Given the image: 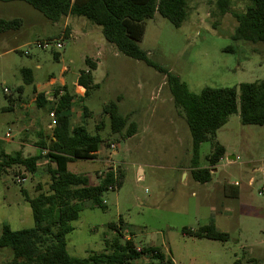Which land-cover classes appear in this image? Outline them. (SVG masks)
I'll list each match as a JSON object with an SVG mask.
<instances>
[{"label":"rangeland","instance_id":"rangeland-1","mask_svg":"<svg viewBox=\"0 0 264 264\" xmlns=\"http://www.w3.org/2000/svg\"><path fill=\"white\" fill-rule=\"evenodd\" d=\"M216 1L189 2L188 16L180 28L155 14L145 22L139 43L151 62L179 76L195 95L204 88H231L264 79V43L232 39L237 24L234 14L243 13L249 2L229 0V12L220 15ZM0 19L20 20L18 32L25 36L10 40L13 34H0V109L9 106L8 98L14 101L11 111L0 112V151L14 154L20 139L45 138L34 134L45 120L49 122L47 109L35 104L34 88L45 87L51 76L58 87L63 80L74 94L80 72L87 70L85 59L97 64L91 77L98 88L84 97L75 95L70 121L89 135L99 134L103 141L96 158L74 160L68 170L92 185L99 184V176L109 169L115 175L121 169L123 177L120 187L78 205L73 231L66 236L70 256L85 258L91 252H102L105 241L118 238L109 228L114 224L125 239L137 247L158 248L174 264H264V127L241 125L239 112L229 115L214 137L223 147L222 157L211 168L206 183L195 181L191 136L173 105L163 74L120 54L105 41L101 28L84 18H73L80 24L73 28L71 38H64L65 33L58 36L63 38L61 49L52 46L48 50L36 43L58 39L55 36L64 20L50 23L21 2H0ZM23 68L33 73L30 85L23 83ZM111 101L119 115L135 124L130 138L111 133L108 117L102 113ZM82 108L86 112L83 118ZM20 109L29 112L24 116ZM31 112L35 117H29ZM8 132L10 138L5 137ZM49 137L44 143L48 144ZM211 152L209 136L204 137L198 168L209 167L205 157ZM45 164L39 163L36 174L12 166L0 175V230L3 225L13 231L33 226L21 189L31 197L38 189H48ZM208 224L226 233L228 239L219 242L181 234L182 228L194 230ZM11 257L9 249H0V264Z\"/></svg>","mask_w":264,"mask_h":264},{"label":"trees","instance_id":"trees-1","mask_svg":"<svg viewBox=\"0 0 264 264\" xmlns=\"http://www.w3.org/2000/svg\"><path fill=\"white\" fill-rule=\"evenodd\" d=\"M12 1L26 3L50 23H57L66 16L84 18L99 26L105 41L120 54L142 61L163 74L173 105L191 136V176L195 181L206 183L211 168L222 157L223 147L214 142V137L229 115L239 112L241 125L264 127V79L231 88H204L195 95L187 90L179 76L151 62L140 48L147 20L158 14L174 28H180L188 16V4L193 0H0ZM244 1L249 2V5L243 13L234 14L237 24L232 39L264 43V0ZM216 7L218 13L224 15L229 12V0H217ZM20 25V20L0 19V33L16 30ZM67 34L65 32L64 38H67ZM85 64L87 70L80 72L77 78V85L84 88V96L90 89L98 88L92 83L91 77L96 64L88 58ZM21 75L25 85L33 83L30 69H21ZM52 98V103L47 102L41 93L35 99L38 109L46 108L47 113L53 111L57 117V125L52 130L48 144L40 142L35 145L41 154L23 158L19 152L8 155L0 151V175L12 166L35 174L39 162L44 160L50 180L48 189H38L33 197L21 189L31 209L34 223L31 228L13 231L8 225L1 227L0 249H9L12 254L6 264H174L156 247H137L131 239H125L114 224L109 228L118 238L105 241L102 252H91L85 258L72 257L66 252V236L73 231L71 223L78 218V205L99 197L112 187H120L123 176L121 169L118 168L117 175L109 169L99 176V184L92 185L68 170V164L74 160L94 159L103 140L99 134L89 135L82 126H71L68 112L75 95L69 93L65 85L57 89ZM8 100L9 106L0 109V112L12 110L14 101L11 97ZM102 113L108 117L112 134L119 135L121 139L135 134V124L128 122V116L119 115L115 102L104 105ZM207 136L212 152L205 157L209 167L201 169L196 166L199 147ZM181 234L219 242L228 239L226 233L217 231L212 224L194 230L182 228ZM142 259H146V263H137Z\"/></svg>","mask_w":264,"mask_h":264},{"label":"crops","instance_id":"crops-1","mask_svg":"<svg viewBox=\"0 0 264 264\" xmlns=\"http://www.w3.org/2000/svg\"><path fill=\"white\" fill-rule=\"evenodd\" d=\"M12 2H19V1H12ZM21 3H24V2H21ZM24 4H26V3H24ZM27 5V4H26ZM29 6V5H28ZM41 15V14H40ZM73 18L74 17H72V16H66V17H64V18H62L61 20H64L65 21V23H64V25H63V28L58 32V34L55 36L56 38H58V36L60 37L63 33H65V32H68V38H71L72 37V35L74 34V29L76 28V25L77 24H80L79 23V21H75V20H73ZM77 18H81V17H77ZM60 20V21H61ZM70 23H71V25H73V27H71V25H70ZM54 24V23H53ZM91 24V23H90ZM74 28V29H73ZM19 28L18 29H16V30H9V31H7V32H4V33H0V34H5V35H7V34H13V35H10V40L11 39H14V40H17L18 38H25V36H22V34H20L19 32ZM16 32H18V33H16ZM17 34V35H16ZM47 39V38H46ZM28 54V52L26 51L25 52V55H27ZM88 59H90V58H88ZM91 61H93L95 64H96V62L94 61V60H92V59H90ZM96 68H97V64H96ZM64 71V69H62V71L61 72H63ZM32 75H33V73H32ZM33 81H34V78H33ZM56 82H55V79L54 78H52L51 76L48 78V82H47V84L45 85V87L43 86V87H38V89H36V88H34L33 89V94L35 95V99H36V95L37 94H43L44 95V99L45 100H47V102L51 99L50 97H53V95H54V92L57 90V89H60L62 86H64L65 84H64V82H63V80H61V84L59 85L60 87H58L56 84H55ZM19 89V92H18V94H20V95H22L23 94V91H22V89L21 88H18ZM74 95H76V96H78V97H84V88H82V87H80V86H78L77 85V81H76V84H75V89H74ZM74 100H75V98H74ZM73 103H74V101H73ZM73 103L71 104V107H70V110H69V116H70V119H71V117L73 116V114H74V111H73ZM25 106H28V104L27 105H25ZM46 106H47V104H46ZM13 109V108H12ZM42 110H44V108H41ZM21 110V109H20ZM20 112H22L23 113V115L25 116V115H27V113L29 112L28 110H21ZM34 112H31L30 114H29V117H35L34 116ZM42 114H43V116H45L46 118H47V116L45 115V113L42 111ZM86 114V112H85V109L84 108H82V118H83V116ZM44 117V118H45ZM45 122V124H44V126L42 127V128H40V129H38V133H34L35 134V136L37 137H41L42 135L45 137L44 139H46V136L47 135H52V133H50V131L51 130H49L48 128H47V125H48V120H45L44 121ZM71 122V121H70ZM71 126L72 127H75V126H73V124H72V122H71ZM42 130L45 132V133H42ZM47 130H49V131H47ZM33 134V133H32ZM44 139L42 140H39V141H37L38 140V138L37 139H34V140H24V141H22V139H20L19 141H18V152L21 154V156L23 157V158H27V157H32V156H37V155H40L41 154V151L35 146L36 145V143H40V142H44ZM28 141H30V142H28ZM38 150L39 151V153H34V151L35 150ZM4 152V151H3ZM114 153H116V151H113ZM5 153V152H4ZM16 153V152H15ZM30 153V155H27V154H29ZM5 154H8V153H5ZM13 154V153H12ZM99 154V151H97L96 153H95V158H96V156ZM9 155V154H8ZM41 162H44V160H42V161H40L39 163H41ZM39 168V165H38V167H37V171H36V173L38 172V169ZM35 173V174H36ZM24 179V178H23ZM127 240H128V238H126Z\"/></svg>","mask_w":264,"mask_h":264},{"label":"built area","instance_id":"built-area-1","mask_svg":"<svg viewBox=\"0 0 264 264\" xmlns=\"http://www.w3.org/2000/svg\"><path fill=\"white\" fill-rule=\"evenodd\" d=\"M63 38H58V39H46L44 41H38L36 43V46L42 50H48L50 47H54L55 49H61L63 47L62 44ZM5 93H8L9 91L7 89H4ZM48 117H49V123L47 125V128L49 130H53L56 125H57V117L55 115V113L53 111H49L48 113ZM6 138H10V134L9 132L6 133L5 135Z\"/></svg>","mask_w":264,"mask_h":264}]
</instances>
